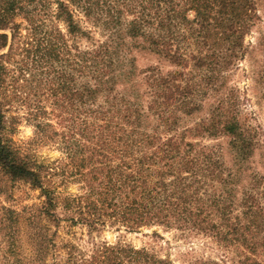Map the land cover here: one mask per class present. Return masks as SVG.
I'll list each match as a JSON object with an SVG mask.
<instances>
[{
    "label": "trees",
    "instance_id": "obj_1",
    "mask_svg": "<svg viewBox=\"0 0 264 264\" xmlns=\"http://www.w3.org/2000/svg\"><path fill=\"white\" fill-rule=\"evenodd\" d=\"M96 5L89 2L85 13L96 14L108 39L80 52L77 62L66 34L46 31L47 39L42 26L34 29L36 96L45 89L69 114L70 132L63 137L69 163L61 184L74 178L85 193L56 195L50 177L58 169L36 163L4 136L1 102L0 170L41 191L45 201L38 218L55 226L61 208L75 225L90 228L108 223L129 230L174 228L238 250L236 264H264V130L250 123L238 91L228 83L248 53L245 38L261 22L258 8L264 0H99V9ZM23 10L21 0H0V31ZM55 19L65 21L68 35H76L66 4L58 3ZM8 38L0 33V51L9 48ZM260 45L264 48V39ZM135 47L175 70L138 71L130 57ZM28 68L24 62L21 75ZM77 74L86 78L79 88ZM7 77L0 60V94L9 104L15 92L33 83H20V77L8 83ZM258 83L264 106V66ZM200 113L205 116L192 122ZM204 140L226 144L208 146ZM11 226H5L12 233L10 250L16 234ZM52 236L42 229L33 236L39 256L51 252ZM66 251L61 264H170L145 249L108 243L89 254L75 245Z\"/></svg>",
    "mask_w": 264,
    "mask_h": 264
},
{
    "label": "rangeland",
    "instance_id": "obj_2",
    "mask_svg": "<svg viewBox=\"0 0 264 264\" xmlns=\"http://www.w3.org/2000/svg\"><path fill=\"white\" fill-rule=\"evenodd\" d=\"M21 1L24 10L18 11L10 28L0 31L1 34L5 33L9 36V48L0 51V57L3 55L6 57L0 60L7 69L6 81L8 83L11 82L12 77H20V83L28 80L33 84L28 85V90L15 92L9 104L5 102V93L1 92L0 102L6 105L3 108L6 120L4 136L23 153L30 155L36 163L51 170L58 169L50 177V183L56 195L79 196L85 193L83 184L74 178H71L65 185L61 184L63 181L61 171L69 163L68 146L63 141L64 135L68 136L70 132L68 122H65L69 119V114H64L66 112L57 106L54 97L49 96V92H45V89L42 91L44 94L40 93V97L36 96L37 82L35 81L38 80L36 77L39 70L35 69L34 65L39 67V63L34 62L36 57L33 47L37 41L34 29L42 26L44 29L40 34L42 37L45 35L47 39H49V32L45 33L46 31L60 30L66 34L68 46L72 49V59L77 62L80 60L78 58L80 52L92 50L99 42H106L108 39V33L104 31L103 26L99 25L96 14L88 16L85 13V6L89 2L97 3L96 8L99 9V0ZM58 3L66 4L72 12L77 29L76 35H68L65 21L55 19ZM258 9L261 22H258L251 33L246 36L245 45L249 49L248 53L231 71L228 83L231 88L238 91L241 109L249 116L250 123L264 130V106L261 102L263 91L258 83L259 73L264 66V48L260 45L261 40L264 39V6L261 5ZM130 57L138 71L154 67L161 68L165 73L175 70L151 52L140 47H135ZM24 62L28 63L29 68L21 75L20 69ZM77 75L79 88L86 83V78ZM44 79L47 82L48 78L44 77ZM9 91L12 92L11 88L6 94L8 96ZM16 94L19 98L15 96ZM63 103L66 104L62 101L61 105ZM204 116L205 113L196 114L191 121L195 122ZM202 143L211 146L226 144V141L204 140ZM261 153L262 151L256 155L257 160L261 159ZM44 201L40 190L23 182L13 181L0 170V264H41L43 259H46L48 264H61L66 258V247L75 245L79 250L89 254L92 248L101 243L145 249L170 264H199L201 261L236 264L239 259L238 250L234 248L219 245L214 239L205 235L183 232L174 228L152 226L129 230L109 223L103 227L97 225L95 228H90L82 224L75 225L67 219V215L61 208L57 211L61 222L55 226L43 216L38 218ZM29 220L34 222V225L29 223ZM12 224L16 234L14 233V246L10 250L12 233L10 229H5V226L9 228ZM1 229L5 230L1 231ZM41 229L48 233V238L49 235H53L52 242L49 244L51 252L46 254V258H43L44 254L39 256V245L33 240V236L37 235Z\"/></svg>",
    "mask_w": 264,
    "mask_h": 264
}]
</instances>
